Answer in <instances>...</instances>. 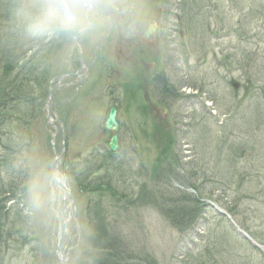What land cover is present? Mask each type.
<instances>
[{"label": "rangeland", "instance_id": "1", "mask_svg": "<svg viewBox=\"0 0 264 264\" xmlns=\"http://www.w3.org/2000/svg\"><path fill=\"white\" fill-rule=\"evenodd\" d=\"M9 1L0 0L4 30L18 19L16 3ZM121 5L113 6L120 12L112 27L118 41H110L121 58L120 74L108 78L110 71L95 65L84 81L53 93L49 113L47 88L34 82L48 67H36L45 60L55 72L61 61L72 66L74 56L53 57L46 50L27 66L26 55L12 70L4 60L0 64V118L6 117L0 128V264H58L57 247L66 264H113L123 236L140 254L131 264H264V0H121ZM144 15L141 36L131 40L135 16ZM158 19L163 35L155 28L145 39ZM111 20L107 15L105 24ZM124 21L129 27L120 32ZM58 39L67 47V39ZM143 41L150 47L143 56L128 48ZM160 66L178 91L176 102L164 104L156 94L151 77ZM111 106L117 110L118 147L106 170L102 157L108 155L107 162L112 157L101 152L111 136L104 129ZM62 144L59 167L69 168L78 216L60 240L40 216L25 210L30 178L51 166ZM87 165L94 174L104 172L99 184L77 179ZM14 188L18 198L8 200L11 194L4 192ZM182 197L187 201L178 200ZM193 211L191 223L198 225L191 230ZM167 215L182 224H172ZM109 229L121 237L111 253L105 245L97 247ZM126 256L114 264H125Z\"/></svg>", "mask_w": 264, "mask_h": 264}, {"label": "clouds", "instance_id": "2", "mask_svg": "<svg viewBox=\"0 0 264 264\" xmlns=\"http://www.w3.org/2000/svg\"><path fill=\"white\" fill-rule=\"evenodd\" d=\"M111 10L100 0H23L19 14L26 31L36 37L70 38L83 31L98 11ZM26 212L40 216L53 234L64 233L77 223L78 206L68 174L59 166H45L26 186Z\"/></svg>", "mask_w": 264, "mask_h": 264}, {"label": "flooded vegetation", "instance_id": "3", "mask_svg": "<svg viewBox=\"0 0 264 264\" xmlns=\"http://www.w3.org/2000/svg\"><path fill=\"white\" fill-rule=\"evenodd\" d=\"M109 11H111V10H109ZM100 11H98V13H97V15L96 16H94V17H96V18H98L99 16H101L100 15ZM130 13V12H129ZM128 13V15H130V14H132V13H130L129 14ZM124 15H126V16H128L126 13H123ZM117 17H119L117 14H116V16L114 17V23H113V25H111V29H110V31H109V33H107L108 32V26L106 25V27H105V30H104V40H103V42L105 41V40H109V38H110V36L112 35V27H115L116 25H117ZM127 27H129V22H126V21H124L123 22V26L122 27H120L119 28V31L121 32V31H125V30H127ZM140 27H142V25L141 24H137L136 26H135V23H134V26H133V30L131 31V33L129 34V37H130V39L132 40V39H134L135 38V36H140L139 35V29H140ZM135 28V29H134ZM135 30H136V33H135ZM135 33V34H134ZM153 36V34L150 32V30H148V31H146L145 33H144V37H145V39H147L148 37H152ZM84 36H81V37H78V39L76 40V42H78L79 41V44H80V41L81 40H84V39H82ZM112 38H113V41H112V43H115L116 42V39H115V37L112 35ZM144 42V41H143ZM90 45H91V43H90ZM131 48V50L130 51H132V52H135L136 54H138L139 56H143V54L145 53V52H147V53H149V51H150V47H149V43L148 42H144V43H142V44H131V45H129L128 46V48ZM75 48H77V46L75 47ZM85 49V48H84ZM74 51V48H72V52ZM114 55V54H113ZM92 57H95L93 54H92ZM114 59V58H113ZM138 60V59H137ZM73 62H75V63H78V61H73ZM139 62V61H138ZM78 66V69L80 68V66H79V64L77 65ZM71 69H73V67L72 66H69V67H67V71H69V70H71ZM112 71V70H111Z\"/></svg>", "mask_w": 264, "mask_h": 264}, {"label": "water", "instance_id": "4", "mask_svg": "<svg viewBox=\"0 0 264 264\" xmlns=\"http://www.w3.org/2000/svg\"><path fill=\"white\" fill-rule=\"evenodd\" d=\"M47 103L49 104V99L48 98H47ZM113 124H114L113 123V111L111 110L110 111V115H109V117H108V119L106 121V127L109 129V128H111V126H114ZM110 147L113 150L116 148V144H115V139L114 138H112V143H111ZM62 264H64V262H62Z\"/></svg>", "mask_w": 264, "mask_h": 264}, {"label": "trees", "instance_id": "5", "mask_svg": "<svg viewBox=\"0 0 264 264\" xmlns=\"http://www.w3.org/2000/svg\"><path fill=\"white\" fill-rule=\"evenodd\" d=\"M22 21H23V24L25 25V22H24L23 18H22ZM43 79H44L43 74L39 73V74H38V82H41ZM35 83H36V82H35ZM36 84L39 85L38 83H36ZM7 111H8V113L10 114V112H11V111H10V107H8Z\"/></svg>", "mask_w": 264, "mask_h": 264}]
</instances>
